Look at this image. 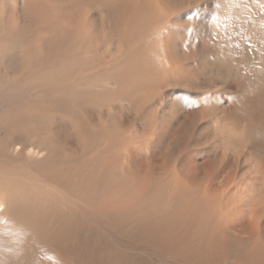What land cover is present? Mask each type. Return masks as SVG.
<instances>
[{
	"label": "bare ground",
	"instance_id": "6f19581e",
	"mask_svg": "<svg viewBox=\"0 0 264 264\" xmlns=\"http://www.w3.org/2000/svg\"><path fill=\"white\" fill-rule=\"evenodd\" d=\"M2 1L0 264H264L257 5L190 41L200 0Z\"/></svg>",
	"mask_w": 264,
	"mask_h": 264
},
{
	"label": "rangeland",
	"instance_id": "374dc122",
	"mask_svg": "<svg viewBox=\"0 0 264 264\" xmlns=\"http://www.w3.org/2000/svg\"><path fill=\"white\" fill-rule=\"evenodd\" d=\"M25 1L26 0H3L2 3L9 4L12 7H16V10H19L22 7V3H24ZM203 1L204 0L197 1L196 4L194 5L195 7H189L187 10H184L185 12L181 10V15H185V16L188 15V18L193 21V25H190V27H191V34L192 35H187L191 39L190 41H192L194 39L193 34H194V32H197L198 29L201 27L200 24H202L203 22H204L203 24H207V21H209V20L212 21L215 18V16H217V14H219V13H220L219 15H221V18H223V14H224L222 12L223 8L220 7V5L218 4V2H215V1H218V0H210V1L208 0V3H209V6L210 7L207 6V3H206V6L207 7H205L204 4H203ZM220 1L222 2L223 5H224V3L227 2L228 3L227 4V7H229L230 8L229 10H232V12L239 11L246 4H250V3L256 4L257 5V12H256V15L257 16L256 17L259 19V21H260L261 24H264V0H220ZM218 7H219V9H218ZM204 10H206V11H204ZM197 16H198V19H197ZM18 17H20V16H18ZM21 17H24V16H21ZM183 19H185L184 16H183ZM228 20H229V18H228ZM186 43H189V41L185 38V44ZM228 76H229V74H228ZM203 87H204V84H202V83H199V84L197 83L194 86L195 90H197L198 88H203ZM233 91L234 92H237V90H233ZM166 92H168V93H166ZM166 92H165V94H166L165 95V98L162 100V102L158 106V107H160L159 108L160 110L163 109V106L166 103V100H167L166 99V96H167V94L169 96L175 98V99H178L180 97L181 100H183L182 96L184 95V92H183V90H180L179 87L171 86V87H169L168 91H166ZM200 94H201L200 92H197L196 94H190L186 98V100H184V101L189 100V101H192V102H201L202 104H204L206 102V100H207V93H206V91H204V92H202V95H200ZM195 95H196V97H195ZM239 95H241V94H239ZM263 95H264V89H263ZM215 99H217V98H215ZM223 105H224V107L226 106L225 103H223ZM127 114L130 115L129 112H127ZM178 120H181V119H177V120H175V122H177ZM165 143L164 144L163 143H160L159 144V147H158V150L157 149L152 150V151H150V153L147 151V149L145 147H143L142 150L145 148L144 150H146L145 152L147 153V154L145 153V155L152 156L156 152H157L156 154L160 153L161 150L165 148V146H166ZM162 145H164V146H162ZM142 150L140 152H142ZM191 152H193V151H191ZM145 155H143L144 157L141 156V157H138L137 159L142 163L145 160ZM203 156L205 157V159H207V156L206 155H203ZM190 161H191V164L192 165L193 164H197L198 163V158L195 156ZM204 166H205V168L207 170V160H205ZM168 180H170V179H168ZM151 189H154V188L151 187ZM159 189H161V188H159ZM173 189L174 188H173L172 185L167 186L165 188V192H167V194L165 195L166 198H168L169 196L172 195L171 192H172ZM180 198L181 197H179V199ZM174 200L175 201H178V198L176 197V198H174ZM0 210H2V209H0ZM117 242H118V244L121 247H127V246L131 247V246H134L131 242H129V240H117L116 243ZM134 244L137 245L136 247H137L138 252L142 253L146 258H148L147 260H150L151 262H153V264H156V263L157 264H166L163 260H161L159 258V256L153 250H151V244H144V243H138V244L137 243H134ZM225 245L229 246L230 245L229 244V241H227L225 243ZM224 264H230V263H224Z\"/></svg>",
	"mask_w": 264,
	"mask_h": 264
}]
</instances>
